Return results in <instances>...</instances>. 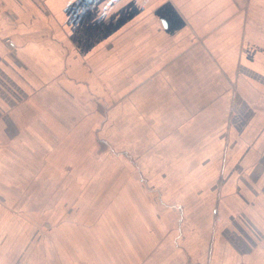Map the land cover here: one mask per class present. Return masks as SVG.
Segmentation results:
<instances>
[{
	"label": "crops",
	"instance_id": "obj_1",
	"mask_svg": "<svg viewBox=\"0 0 264 264\" xmlns=\"http://www.w3.org/2000/svg\"><path fill=\"white\" fill-rule=\"evenodd\" d=\"M105 12L114 15L105 18ZM90 62L93 77L106 79L107 73L97 70L103 62L114 71L112 80L116 70L123 72L125 84L85 92L77 84L83 79L69 71ZM162 69L170 86L156 75ZM198 75L212 80L209 92L218 99L209 102L208 94L203 103L220 110L221 131L204 137L206 176L196 187L203 196L169 202L162 197L165 182L146 177L152 168L140 151H146L147 137L128 127L139 126L133 118L147 106L196 110L195 101H179ZM85 93H91V124L98 131L91 135L92 155L100 143V126H108L106 155L115 162L110 169L120 164L118 171L129 180L125 198L131 200L132 188L145 195L143 203L152 200L169 208L157 222L161 227L166 218L167 234L158 235L154 245L144 214L149 206L135 214L144 239L140 262L133 260L132 237L112 230L120 226L113 223L108 246L123 239L119 252L125 264H264V0H0V264H54L47 260L48 243L37 247L36 231L21 229L20 215L4 210L13 200L5 191L31 173L24 161L36 170L45 143L60 142L65 127L80 125ZM102 104L110 111L106 122L99 119ZM80 152L73 157H84ZM61 236L66 250L76 238L71 244H76V255L82 251L79 237L97 238L98 249L102 246L95 231L75 237L62 231Z\"/></svg>",
	"mask_w": 264,
	"mask_h": 264
},
{
	"label": "rangeland",
	"instance_id": "obj_2",
	"mask_svg": "<svg viewBox=\"0 0 264 264\" xmlns=\"http://www.w3.org/2000/svg\"><path fill=\"white\" fill-rule=\"evenodd\" d=\"M101 56H104V52ZM104 65L107 64L102 62L97 68V70L107 73L104 81L93 77L92 62L86 63L81 68L82 70L70 69L69 72L77 80L82 81L83 79L84 82L77 84L84 86L85 92L87 89L95 90L96 86H108V83L123 86L126 80L122 75L123 72L116 70L117 77L112 80L114 77L111 74H114V71H110L112 68L108 69V67L105 69ZM123 66L124 61L121 62V67ZM88 75L91 76L89 79H87ZM156 75L160 76V80H163L162 83L170 86V78L164 74L163 69ZM204 75H198V77L189 80L186 87L188 94H184L179 101L180 104H189V102L195 101L196 110H188L185 106L183 109H166L164 107L157 110L154 109V105L152 107L147 106L138 112V116L135 115L133 118V121H136L134 123L139 126H126L129 130L132 129L147 137V149L140 151L141 154L144 153L145 156H148L152 168L151 174H147L146 177L148 181L153 179L154 183L165 182V193L162 197L169 202L179 198L185 199L186 202L190 200V197H195V194L202 193L196 187L206 176L202 173V170L206 169L203 167V163L207 161L204 159V137L206 133L209 135L213 133L214 136L221 131L220 110L207 109L203 103L208 94L210 95L209 102L214 103L218 99L209 92L212 89L210 86L212 80ZM87 81H89L88 85ZM90 96L91 93H85L84 110L78 112L77 118L82 121L80 125L75 127V130L73 125L65 127L67 133L61 135L60 142L54 140L45 143L47 147L37 153L36 170L29 166L26 161L24 163L22 161L24 169L30 167L31 173L26 174L24 180L22 177L21 182L9 183L14 188L11 187L12 189L6 190L5 196L13 200L12 203L3 208L6 212L13 211L20 215L21 229L36 231L37 247L43 242L48 243L46 244L48 245L47 260L53 261L54 264L57 262H63V264H109V262L125 264L119 252L124 247L123 239L117 237L115 246H108V233L113 223L114 226L117 223L120 226L116 225L115 228L112 227V230L116 229L123 236L130 235L132 237L133 244H136L137 253L133 260L140 262L138 249H141L140 246L144 239L142 240L140 220L139 218L136 219L135 214L139 215L145 205L149 206L148 210L145 208L144 214L146 229L151 232L153 238L150 239L149 243L154 245L158 240L157 236L164 235V231L167 230L166 218L165 224H162L161 227L157 225V222L161 217H166L165 212L169 208L162 204L155 206L152 200L147 202L148 205L143 203L140 198L145 197V195L141 193L139 196V190L132 188L128 192V197L131 200L125 198L124 188L129 180H126V176L121 175L118 171L120 164L110 169V167L115 166V162L106 155L110 147L104 142L103 136L109 133L108 126H100L101 139L98 144V156L97 153L95 155L97 157L92 155L95 150L92 149L91 135L97 134L98 131L96 130L97 127H92L91 124L92 106H88L87 102ZM124 97L125 95L122 94L118 100L121 101ZM169 102L172 104L171 100ZM96 107L97 104L95 103ZM121 111L118 110L119 113ZM99 112L101 122L108 121V115H110L108 105L102 104ZM140 118L143 124L139 120ZM215 118H219L217 123L214 121ZM189 121L194 125L188 126ZM179 122H181L180 125H177ZM185 123L187 126H184ZM124 128L123 125L119 127L122 131ZM190 136H196V142H194L195 138L189 142ZM80 150L84 151V157H73L74 153H81ZM65 153H67V157L63 155ZM134 176L137 175L134 174ZM159 176H163V179L158 178ZM130 178L131 181H135L134 177ZM185 206L188 207V204ZM157 228L163 229V231L158 233ZM62 231H67L73 237L78 233L82 234L87 231L100 233L102 236L101 249H98L100 246L95 243L97 238L89 241V239L79 237L77 239L82 251L80 250L81 252L76 255V244L71 245L73 241H76V238L70 239V248L66 250L64 246L66 240L64 241L61 236ZM105 234L107 237H104ZM46 235L47 237H45ZM115 250H117L116 262H114L113 257ZM37 251H40V248ZM41 251L45 250L42 249ZM65 252H68V255ZM71 253L75 257L71 258Z\"/></svg>",
	"mask_w": 264,
	"mask_h": 264
},
{
	"label": "clouds",
	"instance_id": "obj_3",
	"mask_svg": "<svg viewBox=\"0 0 264 264\" xmlns=\"http://www.w3.org/2000/svg\"><path fill=\"white\" fill-rule=\"evenodd\" d=\"M61 11H63V10H61ZM81 11H83V9H81ZM110 15H114V13H109V12H105V13H103V16H104L105 18H107V17L110 16Z\"/></svg>",
	"mask_w": 264,
	"mask_h": 264
}]
</instances>
